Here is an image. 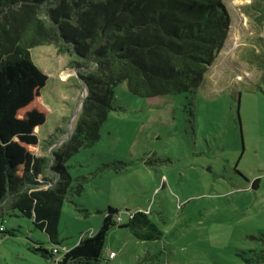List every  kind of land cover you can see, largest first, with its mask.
I'll return each instance as SVG.
<instances>
[{
    "label": "rangeland",
    "instance_id": "374dc122",
    "mask_svg": "<svg viewBox=\"0 0 264 264\" xmlns=\"http://www.w3.org/2000/svg\"><path fill=\"white\" fill-rule=\"evenodd\" d=\"M225 3L231 31L196 90L144 98L126 83L116 88L100 141L67 162L74 188L59 221L62 246L96 234L112 206L124 223L143 212L152 225L113 226L100 264H264V0ZM32 56L49 77L39 135L55 144L37 154L50 155L74 132L87 89L54 45ZM1 227L14 235L0 234V264L62 260L31 250L54 247L34 219L9 209Z\"/></svg>",
    "mask_w": 264,
    "mask_h": 264
},
{
    "label": "trees",
    "instance_id": "16d2710c",
    "mask_svg": "<svg viewBox=\"0 0 264 264\" xmlns=\"http://www.w3.org/2000/svg\"><path fill=\"white\" fill-rule=\"evenodd\" d=\"M231 22L225 0H0V217L19 211L54 247L62 246L59 221L74 188L67 162L100 141L117 109L116 88L126 83L144 98L196 90L224 48ZM44 45L71 58L88 92L70 139L50 155L37 154L44 142L55 144L39 135L49 114L42 94L49 77L32 49ZM82 189L79 183L77 193ZM139 224H151L147 214L137 212L124 223L110 206L98 232L66 246L67 253L38 242L31 250L45 258L60 255L59 264H100L111 228ZM0 234L14 235L5 227Z\"/></svg>",
    "mask_w": 264,
    "mask_h": 264
},
{
    "label": "built area",
    "instance_id": "2783aa9c",
    "mask_svg": "<svg viewBox=\"0 0 264 264\" xmlns=\"http://www.w3.org/2000/svg\"><path fill=\"white\" fill-rule=\"evenodd\" d=\"M53 251H54V253L65 254V253H67L69 251V249L66 246H55V247H53ZM109 256H110V258H116L117 254L114 251H110L109 252Z\"/></svg>",
    "mask_w": 264,
    "mask_h": 264
},
{
    "label": "water",
    "instance_id": "95a60500",
    "mask_svg": "<svg viewBox=\"0 0 264 264\" xmlns=\"http://www.w3.org/2000/svg\"><path fill=\"white\" fill-rule=\"evenodd\" d=\"M88 95V92L86 93V96Z\"/></svg>",
    "mask_w": 264,
    "mask_h": 264
}]
</instances>
